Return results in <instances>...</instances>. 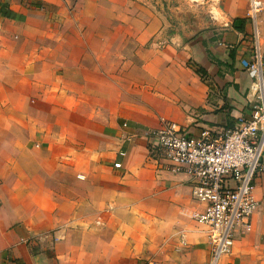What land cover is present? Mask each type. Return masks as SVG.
<instances>
[{"label": "crops", "instance_id": "crops-1", "mask_svg": "<svg viewBox=\"0 0 264 264\" xmlns=\"http://www.w3.org/2000/svg\"><path fill=\"white\" fill-rule=\"evenodd\" d=\"M215 1L222 19L185 47L166 45V21L142 0H0V125L16 127L0 132V264H167L196 204L184 175L149 160L143 132L248 119L241 61L264 57V9L251 19L248 0ZM122 44L126 71L110 62ZM253 196L250 231L217 264H264L262 174Z\"/></svg>", "mask_w": 264, "mask_h": 264}, {"label": "built area", "instance_id": "built-area-1", "mask_svg": "<svg viewBox=\"0 0 264 264\" xmlns=\"http://www.w3.org/2000/svg\"><path fill=\"white\" fill-rule=\"evenodd\" d=\"M263 9V0H248L246 14L255 19ZM263 64L256 48L241 61L252 79L248 119H238L232 127L203 129L197 135L173 121L143 132L148 158L157 169L187 178L190 199L196 204L191 219L205 228L209 247L203 264H217L227 255L235 237L250 231V219L258 209L253 190L255 178L264 175ZM117 156L124 158L126 153L119 151ZM112 168L120 170L121 162H113Z\"/></svg>", "mask_w": 264, "mask_h": 264}, {"label": "rangeland", "instance_id": "rangeland-1", "mask_svg": "<svg viewBox=\"0 0 264 264\" xmlns=\"http://www.w3.org/2000/svg\"><path fill=\"white\" fill-rule=\"evenodd\" d=\"M147 3L156 14L166 21L164 33L166 34V45H172L171 39L176 37L183 46H190L202 42L207 37L211 25L219 23L222 19L221 13L216 9L215 0H142ZM127 44L119 45L116 57L110 60L112 66L117 70L126 71ZM12 63V71H20L21 65L15 60ZM89 62V61H88ZM0 62V75L2 70ZM188 67L190 62L186 63ZM2 76V75H1ZM0 76V81L2 77ZM4 77V76H3ZM14 124V122H13ZM16 130L14 125H0V132ZM191 213H187V221L176 225L177 233L173 237L172 246L166 254L167 264H201L200 249L204 246V238L201 235V227L193 223Z\"/></svg>", "mask_w": 264, "mask_h": 264}, {"label": "trees", "instance_id": "trees-1", "mask_svg": "<svg viewBox=\"0 0 264 264\" xmlns=\"http://www.w3.org/2000/svg\"><path fill=\"white\" fill-rule=\"evenodd\" d=\"M196 71H197L198 73H202V72H201V71H202L201 69H198V70H196Z\"/></svg>", "mask_w": 264, "mask_h": 264}]
</instances>
